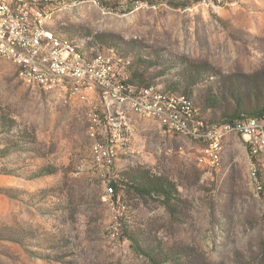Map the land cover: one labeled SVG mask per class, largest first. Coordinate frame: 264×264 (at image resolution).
Here are the masks:
<instances>
[{
	"label": "rangeland",
	"instance_id": "374dc122",
	"mask_svg": "<svg viewBox=\"0 0 264 264\" xmlns=\"http://www.w3.org/2000/svg\"><path fill=\"white\" fill-rule=\"evenodd\" d=\"M56 4L48 27L58 35L191 97L210 123L264 94V0ZM95 112L106 142L98 92L34 89L0 57V264H264V198L241 135L224 140L213 168L207 142L124 107L109 173L93 153ZM138 171L172 181L173 198L122 181Z\"/></svg>",
	"mask_w": 264,
	"mask_h": 264
},
{
	"label": "built area",
	"instance_id": "2783aa9c",
	"mask_svg": "<svg viewBox=\"0 0 264 264\" xmlns=\"http://www.w3.org/2000/svg\"><path fill=\"white\" fill-rule=\"evenodd\" d=\"M58 1L60 0H0V50L15 53L22 62L20 76L29 78L32 88H44V73H63L77 77V85H70V94L74 89H84L91 91V94L98 92L102 102L107 95L137 99L143 112L165 117L168 127L196 131V136L207 142L211 149L213 168L215 140L220 138V133L226 128L239 129L249 141L252 157L258 166L260 191L264 194V117L240 118L215 128H208L207 122H200L199 118L185 109L184 113L174 112L166 97L152 94L148 86L130 83L126 71L120 66V61H107L106 53L99 63L78 61L74 53L63 49L56 41L43 34L40 28V15H44L50 6ZM84 80H93V87H84ZM94 114L98 115V122L103 124L101 115L98 112ZM125 125L127 126L126 123ZM96 143L103 146V155L99 156V160L108 166L110 139ZM110 190L111 197H114L115 187L110 185Z\"/></svg>",
	"mask_w": 264,
	"mask_h": 264
},
{
	"label": "bare ground",
	"instance_id": "6f19581e",
	"mask_svg": "<svg viewBox=\"0 0 264 264\" xmlns=\"http://www.w3.org/2000/svg\"><path fill=\"white\" fill-rule=\"evenodd\" d=\"M63 2V0H60L56 3ZM76 2V0H74ZM53 4L50 6V9L44 13V15H40V28L42 30V33L45 34L47 37L52 39L53 41H56L58 45L62 46L63 49L68 50L70 53H74L77 57L78 61H85L87 63H99L102 61V58L104 56V53H97L93 56H90L89 58H86L83 51L80 50L79 45L72 41L69 38L65 37H58L48 29V21L51 18V16L54 14L57 4ZM0 57L9 60L13 62L17 66L18 76L19 78L27 85L32 86V83L29 82V78L22 77V62L18 60L15 53L12 52H5L3 50H0ZM107 61L114 62V58L110 55L106 54ZM44 80L46 83H44V90L46 91H54L57 89L66 90L68 92L70 89V85H77V77L74 76H66V74L63 73H44ZM84 87H93V80H84ZM152 94H157L160 97H166L167 103L172 107V110L176 113H184V109L186 111L191 112L193 116L196 118H199L201 121V113L199 109L196 107L194 101L192 98L188 97H176L169 95L167 93H164L162 91H159L156 87L151 86L149 87ZM91 91L84 90V89H74L72 90L71 95H90ZM103 104L108 109V121L109 125L113 127L112 137H110V145H109V160H108V166L104 165L102 160H99V156L103 155V146L96 143V141H100L98 139L97 135V127L100 126L102 123L98 122V115L93 114L92 115V128H91V136L95 139V142L93 144V153L97 159V161L104 166L107 170L112 169V166L115 163V158L113 154L114 146H115V138L119 137V132L122 130L124 122V107H127L129 109H132L137 114H139L142 117L148 118V119H154L158 121L162 126H164L167 129H170L176 133L189 136L193 139L200 140L198 136H196V131H191L186 128H177V127H168V120L160 115L157 114H151L147 112H143L142 109L139 108V102L137 99L134 98H126L124 96H117V95H107L106 99L103 101ZM245 119H257L256 117H248ZM225 124V123H223ZM220 125L212 126L207 125L208 128H215ZM230 134H239L242 137L243 134L239 129H233V128H226L223 130V133H220V138L216 139L213 145V156H214V167H218L221 164L222 161V151H223V142L225 138ZM248 153H249V161H250V176L252 178V181L254 183V186L256 188L257 193L260 191L259 187V180L258 177V166L255 162L254 158L252 157L251 150L249 148V141L248 139L244 138ZM201 141V140H200ZM102 142V141H100ZM107 142V141H106ZM207 154L209 163L213 166V159H211V149L207 146ZM108 193L111 195L110 185L108 184ZM113 187V186H111Z\"/></svg>",
	"mask_w": 264,
	"mask_h": 264
},
{
	"label": "trees",
	"instance_id": "16d2710c",
	"mask_svg": "<svg viewBox=\"0 0 264 264\" xmlns=\"http://www.w3.org/2000/svg\"><path fill=\"white\" fill-rule=\"evenodd\" d=\"M76 1H85V0H76ZM175 4H177V3H175ZM48 29H49V31H51L52 33H54L58 37L68 38L66 36L58 35L54 30H52L49 27H48ZM72 41H74V40H72ZM79 47H80L79 49L83 51L85 57L89 58L90 56L87 55L85 50L83 48H81V46H79ZM114 62H115V59H114ZM129 82L132 84H136L138 86H148V88L151 86H154L159 91H162V92L167 93V94L172 95V96L191 98L187 95L178 96V95H175L171 92L162 90L158 85H152L148 81V79L146 78V73L142 72V71L133 72L129 78ZM210 102L211 101L208 100V104ZM107 115H108V113L106 114V120L109 123ZM222 116H223V120L221 123H210V122L206 121L202 116L200 119L203 122H207V125L216 126V125H220L223 123L238 120L240 118L264 117V94H262V95L260 94L259 97H257V101L256 100L254 101L252 99H248L246 101V103H244V104H239L237 106H234L233 108H227L223 112ZM122 181H124L125 184H127L130 188H132L133 190H135L138 194H140L142 196L151 195L152 193H158V194H164L167 197V199H170V198H173V195L175 194L174 184L169 179L163 180L161 178H158L157 180H154V179H151L149 177V175H147L146 173H143L140 171H138L136 174H133L131 177L129 174H127L126 177L123 176ZM108 184L115 187V188L118 187L116 183L109 182ZM258 195H261V197L264 198V194L261 191L258 192Z\"/></svg>",
	"mask_w": 264,
	"mask_h": 264
},
{
	"label": "crops",
	"instance_id": "0c3cea01",
	"mask_svg": "<svg viewBox=\"0 0 264 264\" xmlns=\"http://www.w3.org/2000/svg\"><path fill=\"white\" fill-rule=\"evenodd\" d=\"M134 112H135V111H134ZM136 114H137V113H136ZM228 136H229V135H228ZM228 136H227V137H228ZM227 137H226V138H227ZM226 138H225V139H226ZM243 138H244V137H243ZM195 140H196V139H195Z\"/></svg>",
	"mask_w": 264,
	"mask_h": 264
}]
</instances>
